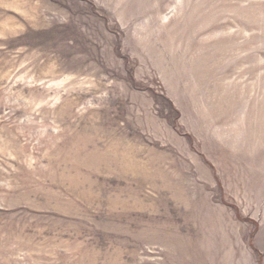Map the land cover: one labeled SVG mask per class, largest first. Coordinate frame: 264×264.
Returning <instances> with one entry per match:
<instances>
[{"label": "rangeland", "instance_id": "1", "mask_svg": "<svg viewBox=\"0 0 264 264\" xmlns=\"http://www.w3.org/2000/svg\"><path fill=\"white\" fill-rule=\"evenodd\" d=\"M0 264H264V0H0Z\"/></svg>", "mask_w": 264, "mask_h": 264}]
</instances>
